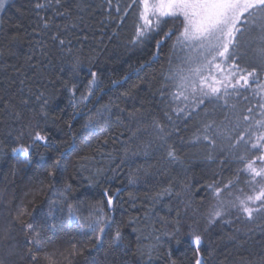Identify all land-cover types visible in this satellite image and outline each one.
<instances>
[{"label":"snow or ice","instance_id":"1","mask_svg":"<svg viewBox=\"0 0 264 264\" xmlns=\"http://www.w3.org/2000/svg\"><path fill=\"white\" fill-rule=\"evenodd\" d=\"M7 3L8 0H0V13H3ZM29 5L39 22H34L31 33L24 30L22 22H17L11 33L5 36V48L14 55L13 46L24 42L29 45V53L39 48L45 57L54 49L59 54V71L64 75L55 78L45 76L52 88L43 85L35 93L29 88L39 102L38 111L29 107L30 117L17 110L12 99L0 96L4 102L0 111H9L14 123L20 125L14 128L15 134L8 132L11 137L8 143L0 140V162L6 158L15 160L12 175L16 176L29 169L35 156L42 157L52 148L57 150L58 155L47 169L49 183L44 185L42 181V187L38 189L43 193L39 204L35 202V197L26 204H17L15 195H5L0 199V264H63L61 257L65 256V252L47 247L52 242L48 234L55 235L63 230L65 223L71 225L76 221H80L78 234L83 236L86 228L92 237L86 243L72 238L68 255L77 264L81 258L83 264H98L93 254L108 243L109 235L111 250H119L124 256H135L148 264L159 258L162 246L161 235H152L160 232L152 223V214L164 197L177 198L179 205H165L169 213L175 212V216L171 221L166 216H159L160 222L171 224V228L163 231L162 235L168 238L166 243L169 245H179L183 239L191 251L190 256L177 260L172 258L169 248L165 253L167 264H223L216 259V242L210 237L213 229L224 225L235 227L221 239L226 238L237 245L241 235L246 239L257 233L264 235V0H130L123 6L121 0H103L95 7L91 0H29ZM133 8L136 21L128 44L142 47L152 41L155 51L139 67L129 65L130 73L140 78L141 70L146 72L157 61L165 42L172 41L169 68L166 74H162V83L157 89L160 102L164 105L163 120L155 115L149 119L145 113L150 114V110L141 111L144 101H141V107L133 106L131 110L110 101L95 109L89 108L84 114L86 122L82 131L94 132L98 137L103 133L102 138L93 143L91 137H86L84 149L77 145L75 133L71 134L70 140L57 143L47 126L50 123L56 125L61 119L60 113L50 110L60 91L68 93V103L76 109L79 104L92 102L90 97L94 90L100 89L104 80L102 69L96 67L93 70L94 56L89 55L87 64L82 59L85 42L89 40L85 29L90 27L85 13L103 11L104 20L100 23L116 21L112 36H118L116 29L122 27L129 10ZM58 17L63 19L57 22ZM3 24V17L0 16V29ZM73 29L79 30V34ZM104 47L101 39L97 41V47L89 51L97 53L98 48ZM4 54V48H0V56ZM26 59L31 61L32 55ZM49 63L52 61L49 60ZM85 71L88 78L81 90L78 80ZM128 79L129 74L122 77L123 81ZM122 80L112 79L110 87ZM20 83L24 84L25 80H20ZM136 87L138 85H133L121 95L132 96ZM99 99L97 96L96 100ZM20 103L28 106L30 99H22ZM114 108L116 113H113ZM80 114L79 110L74 111L66 121L69 129L72 128L71 121ZM113 116L115 124L106 128ZM125 118L128 123H125ZM189 121L193 122V131L186 138L181 132L187 129ZM121 127L129 133L128 140L121 148L103 153V147L110 141L116 143L113 131L124 135L119 130ZM145 135L149 137L146 141L142 140ZM185 145L196 148L199 158L207 165L215 164L221 170L217 172L213 169V178L202 185L205 198L211 201L203 213L199 207L193 206L192 194L199 189L188 175ZM154 151L159 153L155 164L148 163L147 159L134 167L128 164L130 159L137 156L147 158ZM81 152L84 154L79 155ZM71 153L78 154L73 167L81 171L87 170L88 162L96 159L93 153H101L108 160L107 169L96 168L87 177L89 185L96 184L97 178L106 170L118 175L121 166L129 168L130 185L142 180L148 182L161 168L166 171L173 165H180L184 169L182 179L173 177L157 191L145 194L152 205L144 214V219L148 221L144 227H151L150 244L141 242L149 237L144 236V229L139 226L134 229L139 233L135 249L126 243L122 226L115 219L114 202L117 197L109 195L107 189L103 193L104 199L65 203L66 194L73 191L72 183L64 175L68 170L64 157ZM161 161L165 163L161 164ZM232 165H235L234 169ZM226 167L232 172V178L225 179L221 175ZM241 184L244 186L240 187ZM119 191L116 189L117 193ZM129 197L136 199L132 192H129ZM203 203L202 199L200 204ZM190 209L192 215L188 217L186 214ZM182 211L185 213V232L181 230ZM198 216H202L203 224ZM189 219L191 223L187 222ZM128 223L139 225L141 221L133 217ZM77 243H80L79 247ZM119 264H126V261L121 260ZM238 264H264V256L258 261L241 257Z\"/></svg>","mask_w":264,"mask_h":264},{"label":"trees","instance_id":"2","mask_svg":"<svg viewBox=\"0 0 264 264\" xmlns=\"http://www.w3.org/2000/svg\"><path fill=\"white\" fill-rule=\"evenodd\" d=\"M94 7L96 5L102 4L103 0H91ZM115 2V0H114ZM130 0H121L123 6L124 3H129ZM43 14V13H41ZM3 17L4 24L3 28L0 29V48H4V55L0 56V96L5 97V99H12L13 103L17 106V110L21 111L25 117H30L32 114L28 111L29 107L39 109V102L36 101L35 93L38 88L43 85H47L49 88L53 86L48 83L45 76H50L55 78L57 75H64L60 73V61L59 54L55 52L54 49L50 50V55L45 57L41 54L39 48H36L34 52L29 53V45L27 43L21 42L19 45L13 46L12 51L15 53L9 54L5 44L7 40L5 36L10 34L13 30V26L17 22H22L24 30L31 33L32 28L35 23H38L37 16L30 10L29 0H8L3 13H0ZM86 20L89 21L90 27L85 29L89 35V40L85 42V52L82 59L87 64L89 55L95 57V67H99L104 72V80L100 85V89L94 90V94L90 97L91 103L79 104L77 108L74 109L68 103V93L64 90L60 91L58 99L50 105V110L54 109L56 113L61 114V119L58 124H49L47 126L48 131L51 133L52 138L57 142L61 143L63 141H68L71 139V134L75 133L77 145L84 149V140L86 137H91L93 143L98 138L103 137V133L100 137L94 132H83L82 125L86 122L85 115L89 108H97L102 104H108L110 101H115L120 104V107L127 108L131 110L133 106L141 107V101H144L141 111L145 109L150 110L149 113H145L150 119L151 115L157 116V118L163 120L162 109L164 107L163 103L160 102V97L157 93V89L162 83V74H166L169 68L168 58L170 55V45L171 40L166 41L164 46L160 51L157 61H154L150 68L145 72L141 70L140 78L137 77L135 73H130L129 65L133 67H139L140 63L144 62L149 58L150 54L155 51L153 42L149 41L142 47H134L128 44V40L131 39L134 32V24L136 21L135 8L129 10V16L125 18V21L121 28L116 29L119 33L118 36H112V29L115 28L116 21L109 22L105 20L103 24L100 23L104 20V13L101 10H96L94 14L85 13ZM63 18L58 17L57 22H60ZM35 22V23H34ZM73 32L79 34V30L73 29ZM112 37L109 39V37ZM31 38V37H28ZM102 39L103 45L106 47L99 49L97 53H90V48L97 47V41ZM174 39V38H173ZM76 42L74 41V44ZM32 55V60L27 61L26 57ZM49 60L52 63H49ZM36 65L35 68L31 65ZM19 69V71H17ZM125 74H129V79L126 81L122 80ZM65 78H67L65 76ZM88 78L87 71L81 74L78 83L81 86V90L85 87V81ZM25 80L24 84L20 83V80ZM122 80L120 84L111 86V80ZM59 82H57L58 84ZM133 85H138L133 89V94L130 97H124L121 94L132 88ZM31 87L32 93L29 92ZM99 96L100 99L97 101L96 97ZM22 99H30V104L28 106L22 105L20 101ZM4 102L0 100V109H3ZM61 110L63 112L61 113ZM79 110L80 115L76 116L75 120H72V128L67 127L66 121H68L74 111ZM117 109H113V113H116ZM125 123H128L125 118ZM115 124L114 116L110 118L109 123L105 126L106 128H111ZM19 123H14L12 114L7 111H0V140H4L8 143L11 137L8 136L9 131L14 132V128L19 127ZM182 129L184 125H181ZM124 132V135H117L113 131V135L116 138V143H110L105 145L102 149L103 153L112 151L113 149H119L122 147L124 141L128 140L129 133H127L123 127L119 129ZM193 131V122H188V127L186 130L181 132L184 137H190ZM148 136H142V140H148ZM131 146V145H130ZM185 151L188 155L185 157V164L188 166V175H190L193 180V184L199 189L195 191L192 195L194 196L193 206L199 207L200 212L203 213L210 204V199L205 198L206 193L202 187L204 181L210 180L212 177L213 169L217 172L221 170L217 168L215 164L207 165L202 159L199 158L197 149L185 145ZM44 152L43 149H41ZM84 152L79 153L83 155ZM96 157L94 161L88 162L87 170H79L73 167L76 157L78 154L71 153L66 154L64 157V162L68 165V170L64 174L65 177L73 185V191L67 193V200L65 203L77 204L81 201L95 202L96 200L104 199V190H108V194L117 197L114 202L115 205V219L122 226V231L125 235L126 243L135 249V244L137 240L138 232L134 231L136 227L144 229V236H148L149 239H143L141 242L143 244H150L152 242L150 233L151 227L145 228L144 225L148 223L144 219V214L152 206L151 202L146 199L145 194H151L157 191L160 187L166 185L169 180L173 177L177 179L183 178L184 169L180 165H173L167 168H161L160 172L156 174L155 177H150L148 182L140 181L136 185H130L128 183V172L129 168L126 166H121L118 170L119 174L116 175L110 170H106L105 173L98 177V182L93 185H89L87 177L92 175V172L96 168H108V160L101 153H93ZM58 153L55 148L44 152V155L35 156L32 165L27 171L21 172L19 175L13 176V166L16 165L15 160L11 158H6L4 162H0V199L5 195H15L16 203L21 202L27 203L35 197V202L39 204L43 200V193L38 192V189L42 187L41 182L46 185L49 183L47 178V169H49L56 159ZM159 153L153 152V154L147 158L143 156H137L128 161V164L134 167L137 164L145 163L147 159L148 163L155 164L157 162ZM165 162L161 161V164ZM18 167H23V165H17ZM114 166V165H113ZM233 169L235 165L231 166ZM155 171V169H153ZM163 173V174H161ZM221 175L225 178H232V172L226 167ZM196 181H200V184H196ZM58 187L60 185H57ZM244 185L241 184L240 187ZM119 189V193L116 192ZM178 190V189H177ZM47 191V189H45ZM129 192H132L136 199L132 200L129 197ZM25 193H28L26 196ZM53 199H56L54 197ZM204 200L203 204H200L201 200ZM171 203L173 206L179 205V200L175 197H164L163 200L156 205L155 212L152 214V223H154L155 228L160 229V232L154 233L152 235H161L162 246L160 248L159 258H154L149 261L148 264H167V256L165 253L171 249V255L173 259L182 260L186 256L191 255V251L187 242H182L177 245L172 243L169 245L167 242V237L162 235V232L170 229L171 224H164L159 221V216H166L168 221H171L175 216V212L169 213L166 204ZM182 209V205H180ZM191 217V209L186 214ZM182 222L181 230L186 231L184 225L183 217L185 213L181 212ZM138 217L141 223L139 225L133 223L129 224L130 218ZM200 223L203 224L202 216H198ZM191 223L189 219L187 221ZM80 221H76L69 225L64 224L63 230L58 231L55 235L49 233L51 238V243L47 245L49 249L58 248L65 252V256L61 257L63 264H77V261L73 260L70 255H68L71 249L72 238L75 237L77 242L86 243L91 240V235L88 234V230L84 229V235L80 236L79 233ZM235 225H224L215 228L211 231V240L215 241L214 247L217 250V261H222L223 264H238L241 257L246 260L258 261L261 256H264V235L259 233L252 236L251 239H246L242 235L240 236V243L237 245L234 241H229L226 238L221 239L225 233L232 232ZM77 243V246H80ZM111 244V235H109L108 243L105 246L95 252L94 258L98 261V264H119L121 260L126 261V264H144L137 257L128 255L124 256L123 252L119 250H111L109 245ZM108 254L107 257L105 254ZM227 257V259H225ZM93 257H89L92 259ZM79 264H83L82 258Z\"/></svg>","mask_w":264,"mask_h":264}]
</instances>
